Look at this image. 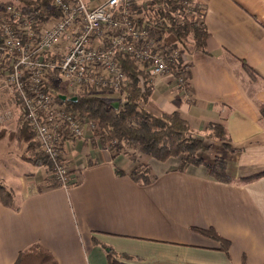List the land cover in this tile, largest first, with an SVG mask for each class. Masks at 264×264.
<instances>
[{"label": "crops", "instance_id": "crops-1", "mask_svg": "<svg viewBox=\"0 0 264 264\" xmlns=\"http://www.w3.org/2000/svg\"><path fill=\"white\" fill-rule=\"evenodd\" d=\"M192 1L209 33L205 52L188 57L185 88L172 73L159 77L144 109L177 112L206 147L199 157L222 159L233 183L215 181L204 166L179 171V158L130 160L89 133L66 151L75 185L50 187L43 168L21 159L24 143L5 138L0 154L10 159L16 147L20 163L0 170L14 196L13 206L0 202V264H15L33 245L57 264H109L105 247L116 264H264V176L238 182L264 173V0ZM210 125L224 129V142L210 136ZM138 164L149 168L150 185L129 178ZM208 229L226 250L195 231Z\"/></svg>", "mask_w": 264, "mask_h": 264}, {"label": "built area", "instance_id": "built-area-1", "mask_svg": "<svg viewBox=\"0 0 264 264\" xmlns=\"http://www.w3.org/2000/svg\"><path fill=\"white\" fill-rule=\"evenodd\" d=\"M52 7L55 16L43 20L37 12L0 4V43L17 52L7 78L9 95H19L20 101H14L35 134L38 150L53 164L58 183L67 187L69 178L58 161L61 151L84 140L85 125L93 126L66 112L55 94L45 91L46 84L65 85L73 94L106 95L123 104L132 85L123 61L134 62L152 81L172 73L184 88L191 63L181 48L173 49L176 41H169L168 22L157 14L164 8L152 0H53ZM169 16L181 23L187 12ZM4 71L0 63V76ZM18 74L27 76V84ZM10 113L0 109V118L8 119Z\"/></svg>", "mask_w": 264, "mask_h": 264}, {"label": "trees", "instance_id": "trees-1", "mask_svg": "<svg viewBox=\"0 0 264 264\" xmlns=\"http://www.w3.org/2000/svg\"><path fill=\"white\" fill-rule=\"evenodd\" d=\"M53 0H0V4L11 3L22 8L25 13H35L43 20L49 19L50 16H55L52 7ZM154 5H162L157 14L164 16L167 20V31L170 36L176 41L173 49L181 48L187 54V58L196 52H205L206 40L209 38V33L200 19L203 18L202 9L192 0H152ZM187 12V16L178 22L179 19H170L169 14ZM125 73L132 80V85L129 88L128 96L123 104H119L118 109L112 107L113 101L106 95H86L84 93H65L60 91L58 85H53L48 82L45 86V91H52L55 94L56 102L63 107L68 113H75L78 120L84 123L88 120L92 124V128L87 131L91 133V140H98L102 148H110L112 151H122L127 144L133 146L135 153L145 154L159 162H165L169 159H180L179 171H183L188 166H204L208 174L217 182L233 183L226 173V165L222 159H216L213 164H205L204 160L199 157V152L204 151L206 147L200 137L195 135L190 126L181 119L177 112L170 114H162L154 116L147 112L144 107L150 100L154 89V81H151L147 75H144L137 69V65L125 60L122 62ZM180 63L177 64V67ZM61 96H66L62 101ZM76 100L73 101L72 99ZM17 103L16 109L13 111L20 114ZM264 118V107H259ZM18 115V117H20ZM29 127V126H28ZM26 127H23L21 134H18V139L27 145V150L21 155L23 161H28L34 166L42 168H53L51 161L37 151V143L28 132ZM208 130L210 136L214 139L225 141L226 135L223 128L210 125ZM14 133V132H13ZM5 134V133H4ZM15 134V133H14ZM86 134V135H87ZM12 133L9 134V137ZM87 140L84 136V141ZM124 154V152H122ZM127 153H125L126 155ZM134 156H129L130 160L134 161ZM121 175V172H116ZM264 173L252 175L247 178L240 179L239 183H247L263 177ZM129 178L139 186H148L152 183L153 178L150 175L149 168L145 165L138 164L135 166ZM68 187L75 185L70 179L67 183ZM53 187H59L57 182ZM0 202L6 206H13L14 196L0 182ZM197 233L211 238L221 243L226 250L228 243L224 241L217 233L212 230H195ZM107 261L109 264H116L111 249L105 247ZM37 253L43 258V264H57L51 253L40 247L33 245L21 253L15 264H23L26 254ZM27 257V256H26Z\"/></svg>", "mask_w": 264, "mask_h": 264}, {"label": "rangeland", "instance_id": "rangeland-1", "mask_svg": "<svg viewBox=\"0 0 264 264\" xmlns=\"http://www.w3.org/2000/svg\"><path fill=\"white\" fill-rule=\"evenodd\" d=\"M0 39H2L1 35H0ZM0 42H1V40H0ZM15 54H17V52L9 51L7 49H4L2 47V43H0V63H1V67H6V71H4L3 74L0 76V109H6L7 108L9 111L12 112V113H10L8 115V119L6 117L0 118V142L3 139L6 138L7 141H10L9 139H11L12 141H10V142L13 143V141L15 139H18L17 135L21 134V132H22L21 129L23 127H26V126H27L26 129L28 130V132L33 137V140L36 142L35 134L28 127V124L24 120L22 115L20 117H18V115H20V114H16V113L13 112L16 109V107H17V103L14 100H17V101H20V100H19V95L18 94H13L14 96L13 95H11V96L9 95L10 86L7 85V82H8L7 78H8V74H9V69L12 70L14 65L16 64V61L14 59ZM23 73H24V70L21 72V74H23ZM141 73L144 74V75H147V77L152 81V79L149 77V75L147 73H144V72H141ZM21 74H18V76L24 77L23 81L25 82V78L27 76H22ZM188 77H189V73H188ZM156 82H157V79L154 81V84ZM58 89L60 91L65 92V93H70V92H68V89L66 88L65 85H62V87L59 86ZM84 94H86V93H84ZM86 95H88V94H86ZM18 106H19V102H18ZM84 127H85L84 131H85V138H86V134H87V131L89 130V128H87L86 125ZM10 133H12V136H11L12 138L9 137ZM208 140L211 141L212 139H208ZM97 142L99 143L98 140H97ZM5 143L6 142L3 141L1 144L5 145ZM24 145H25V149L23 147V149H24L23 153H25V151L27 150V146H26L27 144L25 142H24ZM99 145H100V143H99ZM0 147H1V145H0ZM108 149L110 150V148H108ZM5 150H6V152L9 151V150H7V148ZM10 150H11L10 159L7 158V155H1L0 154V170H2V167H4L5 164H7L6 165L7 168L14 169L16 164L18 165L20 163L19 161L15 162L16 161V155L19 156V154H20V152L17 150V148L14 147V148H12ZM37 151H39V150L37 149ZM112 152L115 153V154H123L122 152H124L123 155H125V153H127L126 157H128V158H129V156H134V155H136L138 153V152H136V153L134 152V148L130 144H127L125 149L120 151V152L113 151V150H112ZM68 153H71V150L68 151ZM67 154L61 151V155H60V158H59L58 161L63 163L65 171H66V176L70 179L71 178V172H70L69 166H68L69 162H68ZM7 159L10 162H6ZM28 167H30V166H28ZM42 168L47 173V176H48V179H49V183H50V187H53L55 182H57L59 187H63V186H61L62 184L61 183L59 184L58 180L56 179L55 172H54V166H53V168H47V167H42ZM45 171H44V174H45ZM63 188H68V185H67V187H63ZM26 256H25L23 264H43V258L37 253H32V254H29V255L26 254Z\"/></svg>", "mask_w": 264, "mask_h": 264}, {"label": "water", "instance_id": "water-1", "mask_svg": "<svg viewBox=\"0 0 264 264\" xmlns=\"http://www.w3.org/2000/svg\"><path fill=\"white\" fill-rule=\"evenodd\" d=\"M60 99H61L62 101H64V100L66 99V96H61ZM72 100L75 101L76 99L73 98ZM112 107H114L115 109H118V107H119V103H118V102H113V103H112Z\"/></svg>", "mask_w": 264, "mask_h": 264}]
</instances>
